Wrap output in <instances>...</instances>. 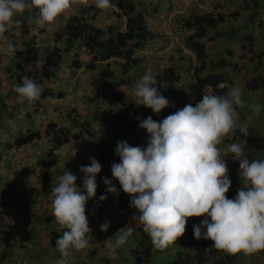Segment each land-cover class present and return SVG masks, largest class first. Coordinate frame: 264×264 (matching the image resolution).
Instances as JSON below:
<instances>
[{"label": "rangeland", "instance_id": "obj_1", "mask_svg": "<svg viewBox=\"0 0 264 264\" xmlns=\"http://www.w3.org/2000/svg\"><path fill=\"white\" fill-rule=\"evenodd\" d=\"M114 1L111 0L113 5ZM139 1L148 10V14L145 16L146 24L152 33L156 35V38L145 46L142 53H137L142 58V62L133 71L143 76L149 70L155 74V72L158 73L165 68H174L179 75L177 88L183 91L181 98L170 97L168 99L170 106L166 108L169 112H163L159 116V118L164 119L168 115L173 114L172 111L180 110L188 102L190 103L192 101L190 96L198 91L193 73V69L198 67L196 56L192 52L187 51L184 45L186 37L192 33V30L182 29L180 26L181 20L194 13H220L228 19L222 25H219L217 29L229 32L232 29L241 28L242 19L245 21L249 13L245 12V17L239 19H230L228 16L235 13L238 5H241L243 9V0ZM88 6L95 7L93 0H88L87 4L84 3V0H79L75 11L62 15L54 23L43 27L34 22V18L38 16L35 10L26 11L22 15H18L16 19L28 29L27 35L20 33L19 27L14 26L10 31L16 39L14 41L8 38L0 40V71L2 73L0 75V101L6 104V113L9 112L11 114V116H5L0 121V233L6 226V215H8V219L13 217L15 213H19L20 215L18 214V216L22 217L21 220H16L17 224L13 226L14 230L12 232H3V237L14 244L11 246L6 245L7 249L0 247V264H7V259L18 260L21 264H26V262L31 264L32 260L40 264H55L61 258L57 248L50 246L54 234L62 235L59 233L58 228L52 226L54 217L52 216L53 197L51 190L52 187L58 184V177L64 171H70L77 177L76 186L83 191V174L80 172V168L90 164V157L95 158L102 165L101 172L95 178L97 184L95 196L86 204V215L88 216L89 227L92 230L89 236L90 246L82 251L74 252L69 261H72V264H104L106 259H108L111 261L109 262L110 264L133 263V258L129 251L134 246V236L131 233L133 226L129 222L119 226L121 219L129 221L130 207L122 200H130V197L124 194L117 185L116 180L112 179L111 166L120 161L115 154L116 146H111L106 140L109 138L111 142L115 141L117 143L118 141H125L126 137H128L126 133L120 134L118 126H123L125 123L129 125V116L131 115L129 109L134 110L135 98L132 95V89L119 85L118 81H125L132 72L124 75L121 68L116 66V62L113 60L96 64L93 71H88L81 67L77 71H72L74 73L72 78H69L71 73L70 75H61V79H63L61 86H63H60L61 88L59 87L58 91L63 94V99H48L42 102L39 107L34 102L17 103V94L13 91V86L17 85V83L11 77L12 75L5 72L9 69L13 73L14 66L12 55L4 51L8 44L12 45L14 42L18 44L35 38L37 47H39L40 63L46 48L53 45L52 36L54 31L63 26L67 19L76 15L80 9ZM115 9V7L108 10L99 9L100 14L94 22L95 26L102 28H106L109 25L118 26L119 22L123 20L114 17ZM260 13V17L259 15L258 17L261 22L255 26L251 25L258 32L254 33V30L248 27L246 34H252L254 38L259 35L255 39L256 48L260 47L261 42L262 48L260 51H263V56L260 74L257 76L264 79V7L260 10ZM241 37L242 34L238 35L236 32L232 40L222 38L209 42L206 44V49L214 60L228 59L231 55L229 57L231 62L236 64L238 68H243L244 72L235 75L230 69H219V71L229 73L230 77L234 79L235 85L243 89V85L256 76L253 72V65L256 63L248 64L242 60L238 46ZM236 40L238 41L236 42ZM58 47L61 46L59 45ZM158 51L163 52V59L153 57ZM75 53V49L69 52L67 56L69 60L65 64V69L68 70L67 65ZM4 55L11 60L7 62ZM85 59L87 61L88 58L81 56L83 65L86 63ZM3 60L4 62L1 63ZM55 73L62 74L61 68L57 69ZM113 91H117L118 98L122 100L127 109L122 106L123 104L117 103L114 97L105 96V94ZM243 91L242 99L245 104L240 108L241 110L250 111L251 108L249 106L252 104L250 101L253 99L249 98ZM252 96V98L257 97L255 94H252ZM107 109L116 112V117L112 121L103 119V114ZM70 117L74 118L80 125L88 123L93 132V137L83 135L78 141L70 139L68 144L59 148H54L48 138H42L40 141H36L21 149L12 148L6 150L4 148V144L11 142L18 132L26 133L28 130H40L51 123L56 126L57 130L69 131L71 135L79 133V126L71 123ZM119 119L125 120L121 122L118 121ZM262 119L264 123V117ZM259 129L261 128H257V130ZM148 139L147 134L142 136V144L132 143L131 146L146 148ZM99 147L106 150L103 155L99 153ZM261 154L264 153H257L255 159ZM103 178L112 181V185L116 188L115 193L107 192V186ZM101 195H106L104 201L100 200ZM118 201L124 206L122 217L119 212H115L113 209V205ZM109 213H111L110 216H108ZM116 219L118 224H113ZM203 219L204 217L190 218L186 224L185 234L178 239L180 241L175 242V244L164 250H159L155 257V264L173 262L177 251L185 253L186 250L191 249L192 253H194V246L189 244L190 242L200 243V240H203V242L208 244V240H197L193 236V226L199 225ZM24 220L28 222L29 226L25 227L21 223L19 224V222ZM104 222H108L110 225L107 231H101V225ZM123 223L124 221H122ZM129 230L130 235H128L126 242L113 250L112 246L115 245L117 236L123 235ZM183 239L186 244L183 243ZM210 247L212 246H208V249ZM95 250L97 252L94 253ZM7 251L11 253L8 254Z\"/></svg>", "mask_w": 264, "mask_h": 264}, {"label": "clouds", "instance_id": "obj_2", "mask_svg": "<svg viewBox=\"0 0 264 264\" xmlns=\"http://www.w3.org/2000/svg\"><path fill=\"white\" fill-rule=\"evenodd\" d=\"M249 2L247 0L246 4ZM93 3L100 10L115 7L111 0H93ZM78 4L79 0H0V40H6L5 33L19 26L16 17L26 11L35 10L38 16L34 22L43 27L75 11ZM116 19L123 20L121 29L118 25L123 31L125 18ZM4 51L13 55L15 49L8 44ZM13 91L17 94V103H33L41 97L43 88L24 77L22 84L13 86ZM132 95L137 107L142 105L153 113L158 114L170 106L168 99L159 93L157 78L150 70L133 85ZM242 95L239 86H232L225 96L203 93L195 106L186 104L161 122L149 116L140 123L149 137L146 148L130 146L126 141L117 142L115 154L120 162L111 166L112 179L118 181L121 191L130 197V207L139 213L138 221L154 249L164 250L180 241L187 221L204 217L199 225L193 226V236L197 240H210L209 249L206 242L200 243L208 250L216 249L217 258L226 254L236 261L237 253L252 255L264 251V160L250 161L245 156L244 146L237 142L229 144L227 151L233 160L239 161L241 187L234 199L226 196L231 181L224 159L226 154L220 146L237 130L247 136L249 123L253 116H259L262 108L259 104L250 105L252 115L241 123L237 109L245 104ZM89 159L90 164L80 168L83 191L76 186L77 177L70 171H64L51 190L52 216L63 229L55 242L61 254L55 264H68L74 252L90 246L92 230L86 204L95 196V178L102 165L93 157ZM103 179L107 192L115 193L112 181ZM105 199L106 195L100 196L101 201ZM117 203L119 201L114 205ZM109 226L104 222L101 231H107ZM128 235L130 230L118 235L113 250L124 244ZM182 241L185 243L184 239ZM185 254L194 255L192 251Z\"/></svg>", "mask_w": 264, "mask_h": 264}, {"label": "trees", "instance_id": "obj_3", "mask_svg": "<svg viewBox=\"0 0 264 264\" xmlns=\"http://www.w3.org/2000/svg\"><path fill=\"white\" fill-rule=\"evenodd\" d=\"M246 1L243 0V9L241 5H238L235 13L228 16L230 19H239L245 17V12H247L249 13L248 18L244 21L241 28L232 29L229 32L217 29L219 25H222L228 19L220 13L191 15L181 20L180 26L182 29L192 30V33L184 41L185 48L196 56L198 63V67L193 69V73L199 93L191 102L193 106L202 99L203 93L225 96L230 88L235 85L234 79L230 77L229 73L225 71L217 73L215 70L230 69L235 75L244 72L243 68H238L236 64L231 62V59H229L231 55L228 59L214 60L206 49V44L209 42L222 38L232 40L236 32L238 35L242 34L241 40L238 42L242 60L248 64L256 63L253 65V72L256 76L246 83L245 88L253 92L264 86V79L257 76L261 70L262 52H259L256 48V40L252 34H246V29L249 25H252L253 20L258 16V10L264 4L262 0H250L247 5ZM114 6L116 7L114 17L125 18V28L123 31H120L118 26L115 25H109L106 28L96 27L94 22L100 14L99 9L90 6L83 7L76 15L68 18L63 26L54 31L52 36L53 45L46 48L40 63L39 47H37L35 38L22 41L18 44L15 42L12 43L15 52L13 54L14 66L11 77L15 79L17 84H22L23 78L29 77L34 82L42 85L43 91L41 97L34 102L37 107L48 99H63L61 92L56 93L54 89L47 85H60L63 81L61 75H70L71 73L69 78H72L74 74L72 71H77L81 67H84L85 70L93 71L96 64L113 60L116 62L115 65L121 68L124 75L132 72L131 75L127 76L125 81H118L119 85H124L132 89L133 85L140 80L142 76L133 71L142 62L138 58L137 53L142 51L149 42L156 38V35L148 29L146 24L145 16L148 14V10L144 8L139 0H115ZM18 27L20 33L27 35L28 29L22 22H19ZM5 36L13 41L16 39L10 30L5 33ZM59 45L61 47H58ZM73 49L76 50V53L68 63L67 70L64 68L66 62L69 60L67 56ZM81 56L88 58L87 61L85 59L86 63L84 65L81 62ZM59 68H61L62 74L55 73ZM154 75L157 78V87L161 95L167 99L170 97L178 99L183 96V91L177 88L179 75L174 68H165L158 73L155 72ZM221 84L223 88L220 89L219 86ZM109 94H105V96L114 97L117 103H121L125 107L122 100L118 98L117 91ZM125 109L127 108L125 107ZM129 111L131 112L129 125L125 123V125H119L118 127L120 134L126 133L128 135L125 141L130 146L132 143H143L142 136L147 135V133L141 129L140 123L144 119L151 116L154 121L161 122L163 119L159 118L160 114L169 112L167 108H164L157 114L153 113L149 108H145L142 105L137 107L135 104L134 110L129 109ZM6 112V104L0 101V121L5 116H11L9 112ZM172 112L175 113L176 111ZM115 117L116 112L111 109H107L103 114V119L106 121H112ZM70 119L71 123L79 126V133L71 135L69 131L63 132L62 130H57L56 126L51 123L40 130H28L26 133L18 132L11 142L4 144V148L6 150L12 148L21 149L36 141H40L42 138H48L54 148H59L68 144L70 139L78 141L83 135L93 137V132L88 123L80 125L74 118L70 117ZM124 120L119 119L118 121L123 122ZM254 133V130L249 128V134L245 136L237 130L235 135L231 137H233V140H241ZM106 140L111 146H116L117 144L115 141L111 142L109 138ZM98 150L101 155L106 151L100 147ZM116 183L120 188L118 181ZM234 198L229 197V199ZM122 201L130 207V200L123 199ZM113 207L117 210L124 208L122 203H117ZM138 215L139 213L135 209L129 208V224L133 226L131 233L134 236V246L129 249L130 255L133 258L132 264H155V257L159 253V250L154 249L151 239L143 231L142 225L138 221ZM55 236L56 234H54L50 244L54 248H56L55 242L59 238V235ZM189 244L194 246V255L191 256L177 251L173 262L167 264H206L208 262H212V264H234L235 259L232 256L223 254L217 258L216 252L218 254V251L216 249L208 250L205 244L199 242H190ZM109 262V260H106L104 264H110Z\"/></svg>", "mask_w": 264, "mask_h": 264}, {"label": "crops", "instance_id": "obj_4", "mask_svg": "<svg viewBox=\"0 0 264 264\" xmlns=\"http://www.w3.org/2000/svg\"><path fill=\"white\" fill-rule=\"evenodd\" d=\"M263 4H264V1H263ZM258 14H259V17H260V13L259 12H258ZM259 17L255 18L253 20L252 24L254 26L261 22V19ZM242 22L244 23L243 19H242ZM119 23L120 24H118V25H120L119 27L121 29L123 23H122V21H120ZM254 26L249 25V27H251L254 30V33H255L257 30H256V28ZM256 37H259V35H256ZM256 37H255V39H256ZM261 48H262V43L260 42V47L258 48V50L260 51ZM4 57H5L7 62H9V60H11V59L7 58L5 55H4ZM12 58H14V55H12ZM3 62H4V60L1 63H3ZM215 71L217 73L222 72V71H219V69H217ZM5 72H7V73H9V75H11V71L9 69H7ZM1 74L2 73L0 71V75ZM1 79H3V78L1 77ZM62 83L63 82H61V84ZM246 83L243 85V89H242V90H244L243 92H245L248 95L249 98L253 99V100L250 101L252 104H259V105H261L263 107V108H261V112H263V113L260 112L258 117L253 116V119L250 122L251 124H249V128L253 129L254 132H255L253 135H251V136H249V137H247L245 139H241V140H233V137L225 138L224 143L220 146L222 151L226 154V157H224V159H225V162H226V165H227V168H228V173L227 174H228V177H229V179L231 181V185H230L229 191L226 193L227 197H235L237 195L238 189L241 187V180H240V175H239V161H235V160L232 159L231 154L228 153V151H227L228 145L233 143V142H237V143H240L241 145H243L244 146V150H245V156L250 161L256 160L255 159V155L257 153H260V152L264 153V123H263V119H262L264 117V86L261 89L255 91V93H253L251 91H248L245 88L246 87ZM61 84L58 85L57 88H56V86L54 84H50V85L48 84L47 86H50L52 89L56 90V93H58L59 92L58 90L63 86V85L61 86ZM234 86H237V85H234ZM252 94H255V96H257V97L256 98H252L253 97ZM196 95H197V93H194L192 96H190L192 98V100H193V98ZM188 104H189V102H188ZM237 111L239 112L240 122L241 123L247 122V118L252 114L251 109H250V111H245L244 109L241 110V108H238ZM21 126H24V125H21ZM257 128H261V129L257 130ZM257 159L264 160V154H261ZM237 182H238V184H237ZM115 212H119L120 216L122 217L123 210L122 211H115ZM18 214L19 213H15V215L13 217H9L10 219H8V215H6V221L4 220L6 226H5L4 230H1V233H0V247L3 248V249L4 248L7 249L6 245H10L11 246L12 244H14L12 242H8L7 238L3 237V234L5 232H7V231H9V232L11 231L12 232V230H14L13 226L17 224L16 220L18 221V220H21V218H22V217H19ZM108 221H111V220H108ZM116 221H118V220L117 219L114 220L113 224H115V223L118 224V222H116ZM122 221H124L123 224H122ZM127 222L128 221L121 219V224H119V226H123L124 224H127ZM20 223L23 226H25V227L29 226V224H28V222L26 220L19 222V224ZM52 226L55 227V228H58L59 233L62 234L63 229H61V227L58 224H56L55 222H52ZM200 241L203 242V240H200ZM207 242H209L208 246H212V242L210 240H208ZM190 251H191V249L186 250L187 253H189ZM10 253L11 252H8V254H10ZM6 261H7L6 262L7 264H21L20 262H18V260L14 261L13 259L12 260L11 259H7ZM35 262H37V261H35V260L33 261L32 260L31 264H40V263H35ZM235 263L236 264H264V251H260L258 253L252 254V255H245L242 252L241 253H237L236 254ZM3 264H5V263H3ZM26 264H29V263L26 262ZM68 264H72V261H69Z\"/></svg>", "mask_w": 264, "mask_h": 264}, {"label": "built area", "instance_id": "obj_5", "mask_svg": "<svg viewBox=\"0 0 264 264\" xmlns=\"http://www.w3.org/2000/svg\"><path fill=\"white\" fill-rule=\"evenodd\" d=\"M153 57H154V58H158V59H163V58H164V55H163V52L158 51V52H156V53L153 55ZM219 88H220V89L223 88V85L221 84V85L219 86Z\"/></svg>", "mask_w": 264, "mask_h": 264}]
</instances>
